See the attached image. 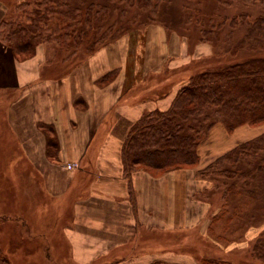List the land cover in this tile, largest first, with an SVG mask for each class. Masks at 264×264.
I'll return each mask as SVG.
<instances>
[{"label":"crops","instance_id":"0c3cea01","mask_svg":"<svg viewBox=\"0 0 264 264\" xmlns=\"http://www.w3.org/2000/svg\"><path fill=\"white\" fill-rule=\"evenodd\" d=\"M123 44L126 53L115 54ZM151 46L164 52L143 57ZM37 50L19 59L0 40V259L159 260L160 234L188 227L193 200L206 212L208 204L195 199L198 169L161 173L129 167L123 152L136 121L168 110L181 86L151 100L135 99L134 91L187 65L185 43L148 27L100 48L60 76L51 70L56 63L42 61ZM221 131L226 132L214 127L209 140ZM22 211L36 212V221H15Z\"/></svg>","mask_w":264,"mask_h":264},{"label":"trees","instance_id":"16d2710c","mask_svg":"<svg viewBox=\"0 0 264 264\" xmlns=\"http://www.w3.org/2000/svg\"><path fill=\"white\" fill-rule=\"evenodd\" d=\"M119 1L127 2L129 6L134 5L144 12V17L151 15L150 11L155 12L158 7L157 0H154V4L153 0ZM231 1L234 0L194 2L195 8L192 9L194 22L189 24V34L188 36L178 34L185 43L189 56L192 57L195 54L196 47L201 43L209 44L211 53L216 56L218 49L223 46L222 43L230 41L231 46L226 45L222 50V53L230 54L229 56L240 55L243 50L250 51L260 46V40L264 38V0H238L243 5L237 8L235 14H227V5ZM0 2L10 6L14 14L19 17H23L27 6L30 5V0H0ZM35 4L39 7L37 6L32 13L27 14L29 23L15 22L5 29V34H0L3 39L1 40L19 59H26L35 54L34 41L38 39L39 21L42 18L43 20L55 19L53 22L56 31L55 40L62 52L57 60L64 67L65 72L100 48L129 34L127 26L117 29V32L111 27L116 24L122 26V13L126 11L123 6L115 7L117 13L109 12L107 22L112 32L106 35L110 34L111 39L100 43L95 38L97 31L94 21L95 16L103 18L104 14L93 11V5L85 4L83 7L76 8L75 12L73 10L74 13H72L68 0H41ZM150 25L139 27L134 32H141ZM166 31L169 34L173 33L169 29ZM237 31L243 32L239 41L234 39ZM245 55H247L246 58L212 68L206 66L210 56L199 57L197 61L192 63L191 60L177 70L166 71L169 75L158 81L155 80L157 76L154 77L153 81L145 82L139 90L134 91L132 97L135 99H155L167 95L161 90L166 88L165 86L174 84L172 80L176 77H180L178 82L182 83L168 110L145 113L133 125L123 152L126 161H129L127 165L130 167L139 165L152 172L161 173L175 169L195 168L200 160L198 148L214 127L222 125L228 132L242 125L250 127L264 125V53L253 55L248 52ZM58 67L60 66L55 69ZM60 74L63 73H53L55 76ZM49 143L52 147L54 146L52 140H49ZM260 155H264V133L248 142L238 143L215 162L228 161L227 164L231 166V170L225 173L230 179L236 173L232 172V168L238 164L240 158L249 160ZM256 167L260 169L262 166ZM207 170V168L198 170L197 174L203 175ZM216 221L217 218H214L211 223ZM164 236L166 233H161L159 237L162 239ZM180 236L181 234L174 235L173 241L179 242ZM181 237H183L182 241L186 239L185 236ZM165 246V241L159 243V248L165 250ZM256 249L258 264H264V243H258ZM105 262L103 261L102 264H111V262ZM252 262L256 264L255 261ZM0 264L12 263L3 258L0 259ZM149 264L173 263L154 260ZM199 264L233 263L203 257L199 260Z\"/></svg>","mask_w":264,"mask_h":264},{"label":"rangeland","instance_id":"374dc122","mask_svg":"<svg viewBox=\"0 0 264 264\" xmlns=\"http://www.w3.org/2000/svg\"><path fill=\"white\" fill-rule=\"evenodd\" d=\"M37 1L41 0H30V5L27 6L25 11L26 15L23 14V17L14 14L10 6H6L4 3L0 2V15H2L0 18V34H5V29H8L15 22L21 21L26 24L29 23L27 14L29 15L35 8H37L38 5L35 4ZM68 1L72 8V13H74L76 11L75 9L78 7H83L85 4H91L93 5V11H99L101 14H104L103 18L95 16V26L93 25L97 31L95 38L98 39L100 43L111 39L110 34L106 35L107 33L112 32V29L107 22L109 20V12L117 13L115 7L119 6H123L126 11L122 13V26H120L121 24L111 26L116 32L117 29L127 26L129 27L127 32L130 33L134 32V30L139 27L151 24L149 27H160L165 32L169 29L170 32H173L177 36L178 34L188 36L190 28L189 24L194 22V20H192V14H194L192 9L195 8L194 2H197V0H157L158 7L156 11L153 12L151 10V15L144 17V12H141L140 9L134 5L129 6L127 5V2L123 3V1L119 0ZM155 1L153 0V4ZM185 5L186 7L184 8ZM242 5L243 4L238 2V0L231 1L227 5L226 13L235 14L237 8ZM40 9L43 10L41 6ZM54 21L55 19L53 18H48L46 20H43L42 18V20L39 21L40 29L38 39L34 42L36 43L38 54H40L41 59L43 58L42 61L50 64L55 62L56 65L59 66L57 59L62 55V52H60V48L57 46V41L55 40L56 31L53 26ZM140 23L143 24L140 25ZM100 36H102V38ZM242 36L243 32L237 31L234 35L235 41H239ZM1 39L2 36H0V40ZM260 43V46L254 48V50H243L240 55L233 56H229L230 54L227 53H222V50L226 45L231 46V41L228 43H222L223 46L218 49L217 56L211 53L209 44L201 43L197 46H200L201 50L195 49V54L190 60H192L191 62L193 63L197 61V58L199 57L207 58L210 56L211 58L206 61V66H209L210 68L217 67L224 63H230L241 58H246L247 55L245 54L248 52L253 55L264 53V46H262L264 45V38H261ZM124 45L125 44H123L118 51L115 49L114 53H117V55H124L127 51V45ZM161 46L164 47L163 44ZM163 52L162 48L151 46L148 47L146 54L143 57L148 58L147 56L149 55H152L153 57L154 55ZM147 61L148 63L152 62V60ZM54 69L55 67H52L51 69L53 70V73H65L64 67H58V69L56 68L57 70ZM168 75L157 76L155 80L158 81L162 77ZM179 79L180 77H176L172 80V82H175L174 84L171 86H165L166 88H162L161 91H163V93L176 92L182 85V83L178 82ZM148 99L151 100L150 98ZM218 127L224 129L222 125H218ZM236 129L237 130L226 131L225 134H220L222 131L217 132L214 137L211 136L212 138L210 140L209 134L202 141L200 153L201 158L197 165V169L202 170L207 168L208 170L204 172L203 175L197 176L199 184L196 190L195 199H199L208 204L206 212H200V206L197 204V201L193 200L191 205L193 210L191 213L192 221L189 223L188 227L183 229L178 226H173L172 230L163 231L164 234L166 233V236L162 239L161 237L158 238L159 243H164L165 241L166 245L164 248L165 250L160 248L161 251L158 256L159 260L173 264H199V260L204 257L218 260L222 259L230 261L233 264H255L252 261H255L256 264H258L256 246L258 243H264V155L256 156L249 160L240 158L238 164L234 165V168H232V172L236 173L230 179L226 176L228 170H231V166L227 164L228 161H215L221 156L223 157L224 154L227 153L228 148L234 146L237 140L241 139L239 140L240 144L248 142L249 140L263 134L264 125H258L255 127L242 125ZM127 163H129V161H127ZM256 166L262 167L259 169ZM194 190L195 187L193 186V191ZM7 216L9 217V215ZM13 217L15 221H36L37 213L22 211L16 213ZM214 218H217V221L211 223V220ZM51 221L53 222V219H51ZM175 224L178 225V223ZM176 234H181V236H185L186 239L182 241L183 237L180 236V238L178 237L180 243L174 242V239L172 238ZM175 241H177V239H175ZM62 249L66 251V246L64 245ZM51 262L52 264L53 262L55 264H74L73 261L68 259H63L61 261L54 260ZM11 263L19 264L17 261H12ZM102 263L103 259L99 264Z\"/></svg>","mask_w":264,"mask_h":264},{"label":"built area","instance_id":"2783aa9c","mask_svg":"<svg viewBox=\"0 0 264 264\" xmlns=\"http://www.w3.org/2000/svg\"><path fill=\"white\" fill-rule=\"evenodd\" d=\"M74 169L75 168V164H67V169Z\"/></svg>","mask_w":264,"mask_h":264}]
</instances>
